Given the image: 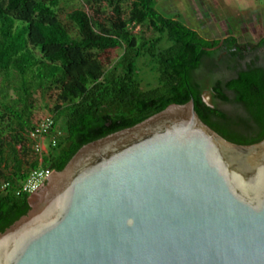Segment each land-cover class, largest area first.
Instances as JSON below:
<instances>
[{
    "label": "trees",
    "instance_id": "trees-1",
    "mask_svg": "<svg viewBox=\"0 0 264 264\" xmlns=\"http://www.w3.org/2000/svg\"><path fill=\"white\" fill-rule=\"evenodd\" d=\"M63 1L0 0V233L31 209L30 196L18 189L32 170L61 171L84 145L172 104L194 99L201 119L231 142L264 140V37L257 43L233 35L207 39L160 13L155 0H108L107 6L105 0H82L95 14L77 8L63 22ZM114 46L123 54L107 66L101 55ZM148 63L157 84L144 89L140 65ZM207 90L213 106L203 99ZM53 91L50 111L57 128L60 120L65 125L41 163L31 139L35 95ZM222 102L233 106L231 113Z\"/></svg>",
    "mask_w": 264,
    "mask_h": 264
},
{
    "label": "water",
    "instance_id": "water-1",
    "mask_svg": "<svg viewBox=\"0 0 264 264\" xmlns=\"http://www.w3.org/2000/svg\"><path fill=\"white\" fill-rule=\"evenodd\" d=\"M29 204L0 264H264V140L172 104L84 145Z\"/></svg>",
    "mask_w": 264,
    "mask_h": 264
},
{
    "label": "rangeland",
    "instance_id": "rangeland-1",
    "mask_svg": "<svg viewBox=\"0 0 264 264\" xmlns=\"http://www.w3.org/2000/svg\"><path fill=\"white\" fill-rule=\"evenodd\" d=\"M187 7L186 14L180 12V3L178 0H155L156 9L166 17H178V19L191 28L195 29L207 39H223L228 36H237L242 43H257L264 37V0H196L193 4L190 0H181ZM108 0H105L103 6H107ZM197 2V3H195ZM82 8L94 15V9L87 6L82 0H64L60 6L58 15L63 21H67V15L77 9ZM130 8H128L127 12ZM110 9L107 13H110ZM106 17L102 14L101 18ZM141 31L138 26L134 29L135 33ZM147 36H152V32L146 30ZM123 49L114 46L106 53L101 55L102 60L107 66L117 62ZM142 70L140 76L143 79L144 89H149L157 84L155 70L152 63L146 66L140 65ZM210 91L204 94L205 100L212 103ZM56 91L50 92L46 97L40 93L35 95V106L33 122L36 123L40 118L46 115H53L50 109L54 108ZM65 123L60 120L58 128H64ZM50 147V141H46ZM34 153L30 152L29 157L33 159ZM5 170L0 168V190H4V181L2 176Z\"/></svg>",
    "mask_w": 264,
    "mask_h": 264
},
{
    "label": "built area",
    "instance_id": "built-area-1",
    "mask_svg": "<svg viewBox=\"0 0 264 264\" xmlns=\"http://www.w3.org/2000/svg\"><path fill=\"white\" fill-rule=\"evenodd\" d=\"M35 124V129L31 132V139L34 143L33 149L35 154L42 163L49 151L58 146L59 138L63 132L56 127L53 115H46L40 118ZM47 140L50 141V147L46 145ZM53 172V169L43 166L32 170L28 179L19 186L18 195H32ZM9 185L10 183H7L5 187Z\"/></svg>",
    "mask_w": 264,
    "mask_h": 264
},
{
    "label": "flooded vegetation",
    "instance_id": "flooded-vegetation-1",
    "mask_svg": "<svg viewBox=\"0 0 264 264\" xmlns=\"http://www.w3.org/2000/svg\"><path fill=\"white\" fill-rule=\"evenodd\" d=\"M263 38V37H262ZM261 38V39H262ZM260 39V40H261ZM259 40V41H260ZM258 41V42H259ZM206 92V91H205ZM205 92H204V94H205ZM204 94H203V99H204V101L207 103V104H209L206 100H205V97H204ZM210 95H211V97H212V106H213V94L212 93H210ZM220 106H221V108L224 110V111H226V112H228V113H231L232 112V105L231 104H229V103H225V102H222V103H220ZM246 125V124H245ZM245 125H243V126H241V127H237V129L239 130V131H244L243 130V128L245 129ZM248 132H246V134H247Z\"/></svg>",
    "mask_w": 264,
    "mask_h": 264
},
{
    "label": "crops",
    "instance_id": "crops-1",
    "mask_svg": "<svg viewBox=\"0 0 264 264\" xmlns=\"http://www.w3.org/2000/svg\"><path fill=\"white\" fill-rule=\"evenodd\" d=\"M179 1V3H180V12H183V13H187L186 12V9H187V7L184 5V3L181 1V0H178ZM191 1V3L193 4V1H196V0H190ZM195 3H197V2H195Z\"/></svg>",
    "mask_w": 264,
    "mask_h": 264
}]
</instances>
